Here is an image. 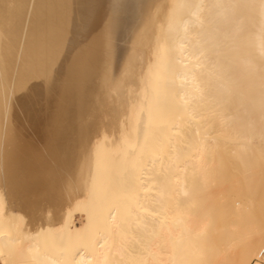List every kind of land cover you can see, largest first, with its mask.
<instances>
[{
  "label": "bare ground",
  "instance_id": "obj_1",
  "mask_svg": "<svg viewBox=\"0 0 264 264\" xmlns=\"http://www.w3.org/2000/svg\"><path fill=\"white\" fill-rule=\"evenodd\" d=\"M156 2L111 0L98 30L87 0H0V264H264L247 200L240 209L219 196L230 157L248 172L249 157L264 154V0ZM69 13L84 34L106 29L100 58L113 48L112 65L129 34L142 51H124L116 75L97 59L112 71L102 64L112 73L98 83L111 84L104 108L110 91L98 90L103 116L57 148L70 127L68 82L90 77L100 55L95 36L82 49L92 64L81 52L75 62Z\"/></svg>",
  "mask_w": 264,
  "mask_h": 264
},
{
  "label": "rangeland",
  "instance_id": "obj_2",
  "mask_svg": "<svg viewBox=\"0 0 264 264\" xmlns=\"http://www.w3.org/2000/svg\"><path fill=\"white\" fill-rule=\"evenodd\" d=\"M91 2V0H87V4H90V2ZM97 1V0H96ZM95 0H93L92 1V3L90 4V5H88L89 6V10L91 11V10H93V12L95 13V14H93V12H90V14L91 15H93L92 17H93V19H95L94 17H97V15H99V13H98V9H96V7H98V8H101V6L102 5H106L105 7L107 8V5H108V3L110 2L111 3V0H108L109 2H105V0L103 1V2H105V3H103L102 5L100 4V2H99V4H98V2H96ZM99 1H101V3H102V0H99ZM107 1V0H106ZM148 1H149V3H150V1L152 2V0H147V3H148ZM163 0H158V2H156L155 4H154V9L153 10H156V9H158V7L160 6V4H161V2H162ZM97 3V5L95 4V3ZM110 3H109V5H110ZM95 4V5H94ZM146 4V3H145ZM153 4V3H152ZM98 5H101V6H98ZM91 6V7H90ZM92 6H94L93 8H92ZM105 7H102V8H104L105 9ZM109 7V6H108ZM102 8L100 9V10H102ZM95 10H97V11H95ZM109 9L107 8V10H103V12H102V15H101V11H100V17L98 16L95 20H93L92 19V17H91V15H90V18H89V25H91V27H97L98 25H100L101 27H102V29H103V25L104 24H106L107 23V21H102V20H104L105 18H106V16H105V18H104V16H103V14H106V13H108L107 11H108ZM71 15V17H68V16H70ZM73 15L72 14H68L67 15V19H66V22H67V20L68 19H72L73 18V20L75 21V24H74V22L72 23V22H70L71 23V25H70V23H67V24H69L70 26H73V27H68V28H72V30H74V34H76L77 35V37H76V40L74 39H72V38H74V37H72L73 36V33L71 32V31H69V32H71V34H72V36H69V39H70V41H72V45H74V49L76 48V50H75V62L76 63H79V64H81V63H83V62H81V57H84L85 59H83L84 61L86 60L87 61V59L89 58V59H91V57H89L88 55H89V53H90V56H91V54H93V52L91 53V50L94 48L95 49V47H94V44H97V41H99L98 43H100V40L102 41V42H106L105 40H104V38H103V40H102V38L100 39L99 38V36H105L104 34H105V30L103 31L104 32V34L103 33H101L100 34V32L99 33H96L97 32V29L96 28H93V30L91 29V27H89V30H87V32H89L88 34L87 33H85L86 34V36H84L85 34H84V32L83 31H81L80 32V30L81 29H79V27H78V23H76L77 22V20H79L78 19V17L76 16V15H74L73 17H72ZM101 16H102V20H101ZM75 19H77V20H75ZM92 20V21H91ZM99 21L100 23H102V24H98L97 23V25H95V23L92 25V23L93 22H95V21ZM137 20V19H136ZM68 21H70V20H68ZM134 21V20H133ZM129 22V21H128ZM132 21H130L129 23H131ZM135 22V21H134ZM134 22H132L131 24H129V26L130 27H128V28H132L133 26H135L134 24L136 23H134ZM73 24V25H72ZM137 24V23H136ZM75 25H76V27H75ZM100 26H98L99 27V29L98 30H100L101 28H100ZM106 25H104V27H105ZM79 29V30H77L76 31V29ZM97 27V28H98ZM126 27V26H125ZM74 28V29H73ZM126 30V29H125ZM92 31H95V32H92ZM109 31V30H108ZM79 32V33H78ZM107 32V31H106ZM127 32H129V31H126V32H124V33H126L125 34V36L123 37V38H125L127 35H128V33ZM81 33V34H80ZM82 35V36H84V37H80V35ZM91 34H92V36H91ZM98 34H100L99 36H98ZM108 34L110 35V36H112L111 35V33H110V31H109V33H107L106 34V36H107V39H108ZM75 35V36H76ZM132 35V34H131ZM134 35V34H133ZM89 36H91L92 37V40H91V37H89ZM95 36L97 37V38H99V39H97L96 40V38H95ZM110 36H109V40L108 41H113V40H110ZM135 36V35H134ZM134 36H130V34H129V37L128 38H132V39H136ZM93 37H94V40H96V41H94V44H92L93 42ZM122 37V36H121ZM80 38V41L79 40H77V39H79ZM83 38H84V40H83ZM90 40H89V39ZM122 38V39H123ZM128 38H126L127 40H125L126 42L127 41H134V40H129ZM111 39H113V36L111 37ZM88 41L89 40V42L87 43V45H86V41H85V43L83 42V41ZM119 40H121V39H119ZM73 41H74V43H73ZM75 41H77L76 43H75ZM107 41V42H108ZM125 41L123 42L122 40H121V42H119V46L120 45H122V46H120L119 48H121L122 47V49L120 50V52L121 53H119V56H118V60L120 61L121 60V58H122V55H123V53H125L126 51L129 53V51H136L138 54H141V52L140 51H142V50H138L137 49V47H138V45H139V43L138 42H136V43H138L137 45H136V43L135 42H133V45L131 44L132 42H130V43H125ZM92 42V43H91ZM102 42L100 43V44H97L96 45V48H97V46H99L97 49H95V50H98V52L97 53H99L98 55V57H97V54L96 55H94V56H96V57H94V56H92V60L93 59H98V58H100V57H102V58H105V56H107L108 55V53H106V52H108V51H105V47L103 48V46H105V43H104V45L102 46ZM80 43V44H79ZM92 45H91V44ZM112 43H113V45H114V42H109V44H106V45H112ZM122 43V44H121ZM134 43H135V45L137 46V47H133V46H135L134 45ZM132 45V46H130V45ZM86 46V47H83V46ZM90 45H91V48L92 49H90V51L89 50H87L89 53H83V51L84 52H86V49L87 48H90ZM112 45V46H113ZM129 45V46H128ZM101 46V47H100ZM123 46H128L127 48H126V50L123 48ZM80 47V48H79ZM114 47V46H113ZM104 49V54L106 53V55H104L103 53H100V49ZM128 48H130V49H128ZM135 48V49H134ZM79 49H80V51H79ZM82 49H83V51H82ZM85 49V50H84ZM113 49V48H112ZM112 49H110V54L112 53ZM95 50H93V51H95ZM106 50H108L107 49V46H106ZM115 50V49H114ZM113 50V51H114ZM103 51V50H102ZM125 51V52H124ZM139 51V52H138ZM82 53V54H80L81 55V57L80 56H77L76 57V55H79V53ZM101 54H103V55H101ZM110 54H109V57H107V60H109L108 58H110ZM114 54V52L111 54V55H113ZM121 54V55H120ZM115 56V55H114ZM114 56H112L110 59H112L113 60V58H114ZM88 57V58H87ZM140 58H139V60L141 61L142 60V57H141V55L139 56ZM87 58V59H86ZM102 58H100V59H98V60H100L101 61V59ZM89 59H88V61L87 62H84V65L86 64L87 66H88V63H89ZM115 59V58H114ZM78 60V61H77ZM82 60V61H83ZM98 60H97V63L99 64V62H98ZM103 61L105 60V59H102ZM107 60H105V61H107ZM114 61H116V60H114ZM114 61H110V62H114ZM118 61V62H119ZM81 62V63H80ZM94 62H96L95 60H94ZM108 62V61H107ZM118 62H114L115 63V66L117 65L118 66V64L120 63H118ZM97 63H94L93 65H97ZM114 63H113V65H114ZM117 63V64H116ZM90 65L92 64V62L91 63H89ZM101 64V65H100ZM99 65L100 66H96L95 65V67L97 68V69H91V68H95L93 65H91V66H88L89 67V72L90 71H93L94 72V75L96 74V75H99V73H98V71L97 70H99V68L101 69V68H103L104 66L103 65H105L104 63H100ZM103 64V65H102ZM108 64H111V66H113L112 65V63H109L108 62ZM107 64V65H108ZM82 65V64H81ZM120 65V64H119ZM106 66V65H105ZM109 67H111L110 65H108ZM117 66L114 68V67H112V68H114V69H112V71L114 72L115 71V69L117 68ZM87 67V68H88ZM99 67V68H98ZM106 68V69H105ZM118 68H119V66H118ZM117 68V72H120V69H118ZM110 69L111 68H108V70H107V66L106 67H104V70H107V71H110ZM95 70V71H94ZM103 72H104V70L103 69H101ZM101 70H99V72L101 71ZM107 71L106 72H104L105 73V75H102L103 74V72H101V74L97 77L96 75H95V78L93 77V75H91V74H93V72H90V73H87V74H89L90 75V77L93 79H91L87 74V78L86 77H84V79L85 80H87V81H84V79H82V81L81 80H78V83L79 84H77V82L74 84L72 81H69L68 82V84L70 85V84H73V87H74V85H75V87L78 89V87H80V89L79 90H77V89H72L73 87H72V85H67V87H72L71 88V92L70 93H72V91L74 90V92L76 91H78V92H80V94L79 95H77V93L75 92V94H71V97L69 96L70 95V93L68 94V92H69V90H70V88L66 91V98H65V100H66V102H69V103H64V105H66V107L64 106V111H63V120H62V124L63 123H67V122H69L68 124L70 125V127H74V129H70L69 130V126L67 125H64V126H66V127H64L65 128V132L63 133L62 132V137H59V138H62L61 140H62V142H60V141H58L57 142V148H58V146L60 147V145H62L61 143H63V146L65 145L64 143L67 141V140H69L71 137V141L69 140V141H67L66 142V145H67V148H68V146L69 145H72V146H76V144H74L75 142H74V140L75 141H77L76 139H75V137H79L80 135H83V132H82V130H83V127L84 128H87L86 126H88V125H86V123H84L83 121L85 120H87V118H88V120L86 121L87 123H89L90 124V126H88L89 127V129H88V131H87V134H89V132H90V130H91V134H93L92 133V131L94 130L95 131V127H92V123H90L91 121H94V124H96V123H98L100 120H95V118H100L101 119V117L103 116V115H101V113H99V110H100V112H101V110L102 111H104L105 109H102V107L100 106L101 105V103L103 102L105 105H103L102 104V106H103V108H104V106H107V103H108V100H109V95H110V93H111V91L109 90L110 88H109V86L111 85V84H109V85H105V84H103V87H102V84H98V83H104V81L105 80H108L109 79V77L112 75V73L111 74H109L110 72H112V71H110V72H108L107 73ZM116 71H115V74L114 75H116V74H118V73H116ZM120 74V73H119ZM106 75H107V78H106ZM108 75H109V77H108ZM103 76V79L101 78V77ZM117 76H119V75H117ZM100 77V78H99ZM105 77V78H104ZM89 79V80H88ZM96 79H100V80H104L103 82H101V81H98L97 80V85H99V86H96L95 85V82H96ZM110 79H112V77H110ZM109 79V80H110ZM95 80V81H94ZM109 80L108 81H106L107 83L109 82ZM94 82V83H90V82ZM81 82H83V84H81ZM85 82H88V83H85ZM105 82V83H106ZM109 83H111V82H109ZM89 84H91V86H90V88L92 87V89H93V87L94 86H96V87H94V89H96L97 88V90H91L89 87H87V85ZM93 84H94V86H93ZM80 85V86H79ZM100 85H101V88H102V90H100L101 88H99L100 87ZM86 87V88H85ZM105 87V88H104ZM81 88H83L82 89V92H81ZM87 88H88V90H87ZM104 88V89H103ZM109 90L110 92H109V94H108V92L106 91H104V90ZM86 90L88 91L87 93L89 94V95H86L85 93H86ZM98 90H100L101 92H102V94L105 92L106 94H108V95H106L107 97H108V99H107V97H105L104 95V97L105 98H102V97H99V101H101V99H103V101L102 102H99L100 104H99V107H98V109L97 108H95L96 107V103H97V94L99 95V96H101L100 94V92L98 91ZM92 91V92H91ZM94 91H97V92H99V93H97V92H94ZM84 94V95H83ZM73 95V96H72ZM75 95H77L76 97H77V99L78 100H80V101H82V102H80V101H78L74 96ZM81 95H83V96H81ZM79 96V97H78ZM86 96V97H85ZM91 96V97H90ZM95 96V97H94ZM83 97V98H82ZM67 98H69V99H71V100H69V99H67ZM73 98H74V100H76L77 101V105H72L75 101H73ZM85 98V99H84ZM95 98V99H94ZM86 99H91L90 101L89 100H86ZM105 99H106V101H105ZM68 100V101H67ZM83 100H86V102L85 101H83ZM92 100L94 101V104H93V102H92ZM96 101V102H95ZM65 102V101H64ZM70 102H71V104H70ZM85 102V103H84ZM107 102V103H106ZM80 103H81V105H80ZM67 104H68V106H67ZM75 104V103H74ZM88 105V107H87V105L86 106H84V105ZM93 104V105H92ZM79 105H80V109H81V112L79 113ZM73 107L72 108V110L74 109V112L73 111H71V108H70V111H68L69 110V108L68 107ZM78 106V107H77ZM92 106V107H91ZM98 106V105H97ZM100 107H101V109H100ZM67 108V109H66ZM89 108V109H88ZM93 108H95V110L97 109V111H93ZM106 108V107H105ZM65 109H66V111H65ZM78 109V110H77ZM85 109H87V110H89V112L86 110L85 111ZM90 109H91V111H92V113L93 114H91V111H90ZM76 110V111H75ZM83 111V112H82ZM64 112H65V114L66 115H64ZM71 112V114H69ZM79 113V114H81V116L79 115V114H77V115H79L78 117H80V118H82V122H80L79 123V121H81L80 119H78V117H75V118H73L74 116L73 115H75V116H77L75 113ZM82 113H88L87 115L88 116H86L85 114H82ZM94 113H96L97 114V116H101V117H97L96 116V114H94ZM68 114V115H67ZM90 114L92 115V116H90ZM99 114V115H98ZM102 114H103V112H102ZM71 115H72V118H71ZM93 115H95V117H93ZM64 116H66V118H64ZM67 116H70V117H67ZM84 116V117H83ZM87 117V118H86ZM90 117V118H89ZM91 118H93V120H89V119H91ZM64 119H66L65 121H64ZM67 119H69L68 121H67ZM74 120V119H76V120H74L75 121V123H74V125L72 124V120ZM71 121V122H70ZM95 121H96V123H95ZM80 124V128L78 127L79 126V124ZM72 124V125H71ZM82 124H85V126L83 125V127H82ZM97 125V124H96ZM75 126H77V128L78 129H80V130H78V129H76L75 128ZM95 126V125H94ZM82 127V128H81ZM91 127V128H90ZM67 129V130H66ZM73 130V131H72ZM74 130H78V131H75L77 134L78 133H80V134H78V136H77V134L75 133L74 134ZM64 131V130H63ZM66 131H69L70 133H68V132H66ZM93 131V132H94ZM82 132V133H81ZM67 133V135H68V137L66 138V137H64V136H67V135H65ZM71 133H73V135L75 136L74 137V139H73V135H71ZM70 134V135H69ZM69 138V139H68ZM80 139V138H79ZM78 139V140H79ZM74 143H73V142ZM71 142V143H70ZM251 143H252V145L253 146H256L257 145V141L254 139V138H252L251 139ZM60 144V145H59ZM74 144V145H73ZM65 145V146H66ZM56 148V149H57ZM67 148H65V149H67ZM71 148V149H70ZM72 148H75V147H69V149L70 150H72ZM58 150V149H57ZM60 150H62V149H60ZM60 150H58V151H60ZM75 149H73V151H74ZM72 152V151H71ZM70 152V154L72 155V153ZM67 154H69V153H67ZM59 155H61L59 152H58V156ZM62 155H63V153H62ZM71 155H68V157L69 156H71ZM262 155V156H261ZM64 156V155H63ZM66 156V155H65ZM67 157V158H68ZM71 161V160H70ZM249 163H250V169H249V171L248 172H245L242 168H240V166H239V163H240V160H238V159H235V158H229L228 159V162H227V165H228V168H227V171H226V175H225V180L226 181H228L230 184H228V188H227V190H223L222 189V191H223V193L221 194V195H219V196H221L222 197V200H225V201H233V200H237V207L238 208H240V209H242V205H241V199H245V200H247V203L249 204V206H250V208H251V212L249 213V214H245L244 215V218L247 220V221H250V222H255V223H257V225H256V230L257 231H262V230H264V154H262V153H255V154H252L250 157H249ZM70 164V163H69ZM62 165H63V161H62ZM66 165H68V164H64L63 166H66ZM70 166H72V165H70ZM230 188V189H229ZM218 191H219V189H218ZM218 196V197H219ZM219 201V200H218ZM219 203V202H218ZM79 213H75L74 214V218H75V221H77L76 222V225H78L79 224V220H80V218L82 217V215L81 214H79ZM80 216V217H79ZM227 219H230L229 217L227 218ZM74 220V219H73ZM81 220H82V218H81ZM45 243V242H44ZM252 264V263H251Z\"/></svg>",
  "mask_w": 264,
  "mask_h": 264
},
{
  "label": "built area",
  "instance_id": "obj_3",
  "mask_svg": "<svg viewBox=\"0 0 264 264\" xmlns=\"http://www.w3.org/2000/svg\"><path fill=\"white\" fill-rule=\"evenodd\" d=\"M258 260L259 261H264V248H261L258 252Z\"/></svg>",
  "mask_w": 264,
  "mask_h": 264
}]
</instances>
